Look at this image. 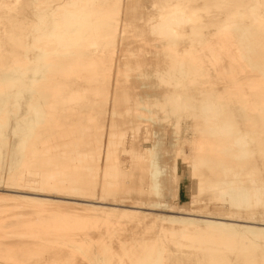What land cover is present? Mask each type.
I'll list each match as a JSON object with an SVG mask.
<instances>
[{
	"label": "rangeland",
	"instance_id": "rangeland-1",
	"mask_svg": "<svg viewBox=\"0 0 264 264\" xmlns=\"http://www.w3.org/2000/svg\"><path fill=\"white\" fill-rule=\"evenodd\" d=\"M25 3L18 10L16 21L6 26L11 39L3 43L7 49L0 51L1 63H17L15 70L0 69V161L8 159L12 165L9 171L1 170L7 174L0 175V194L6 196L0 199V244L5 241L0 245V264L172 263L168 257L159 259L153 250L161 247L158 244L162 243V233L169 239H177L168 234V221L159 219L160 214H169L160 207L139 210L103 204L52 187L72 176L76 168L83 174L87 166L93 167L92 158L103 156L101 141L107 137L109 197H141L165 205H191L200 216H215L217 209L243 213L264 210V22L256 23L247 15V21L240 18L238 22H244L233 27L239 29L236 34L228 26L217 32L218 37L216 33L202 40L200 35L201 43H195L193 54L180 55L186 65L201 62L203 67L195 73L187 70V79L183 73V79L189 82L181 85L187 89L177 85L174 91L181 88L185 99L191 94L196 96L195 90L203 88V94L198 95L203 96L205 103L209 102L206 111L205 107L202 110L196 106L194 110L189 104L180 106V101H176L178 107L174 108L163 101V82L147 67L156 44L153 40H142L141 36H150L148 26L144 23L123 26L120 11L113 18L117 26L111 34L109 0H25ZM260 7L258 12L264 14V5ZM135 10L130 11L129 18H136V13L141 12ZM186 22L193 25L196 20ZM243 26L249 27L250 37ZM128 28H132L130 32ZM143 32L146 33L142 35ZM240 36V46L235 45ZM207 38L216 39L215 43ZM81 40L95 42L81 47ZM174 41L177 47L182 38L175 37ZM212 43L218 44L211 47ZM112 57L121 60L123 57L131 63L117 69L118 64L116 68L109 66ZM62 60L68 61L64 67ZM21 61L25 62L18 67ZM48 64L51 66L47 70ZM92 74L101 84H86ZM62 78L71 84L56 85ZM18 90L26 91L25 100ZM208 90L210 93L206 94ZM185 91L190 94L184 96ZM211 96L215 98L213 101ZM210 107L217 109L216 113L210 112ZM192 110L197 113L195 117ZM199 112L205 114V119ZM222 119L229 120L231 132L224 129L222 133ZM238 134L246 137L245 148L250 153L245 157L238 156V147H230L229 140ZM3 166L0 162V168ZM192 178L198 182L196 189ZM227 182L245 185L247 201L239 196V204L232 207L229 202L217 199L216 192L219 188L225 190L222 187ZM256 184L261 189L257 196L253 193ZM203 185L205 189H201ZM139 186L149 187L150 194L138 195ZM193 191L199 200L192 205ZM225 198L228 196L221 197ZM120 209L156 215L132 218L113 213ZM34 239L44 244H31ZM201 239L197 244L216 245ZM180 241L183 245L192 242ZM217 246L224 249L222 254L226 256H207L179 264H264V259L253 262L239 259L264 250V244L254 247L237 243L228 249L224 244ZM18 248L23 249L22 253Z\"/></svg>",
	"mask_w": 264,
	"mask_h": 264
},
{
	"label": "bare ground",
	"instance_id": "bare-ground-1",
	"mask_svg": "<svg viewBox=\"0 0 264 264\" xmlns=\"http://www.w3.org/2000/svg\"><path fill=\"white\" fill-rule=\"evenodd\" d=\"M261 4L264 5V0H109L110 33L113 34V32L116 30L117 23L114 22L115 20H113V18L115 16V14H119L120 11H121V15H122V16L120 15L121 16L120 19L123 22L122 23L123 26H128L127 24H130V23H133V24L136 23V25H138V26L140 24L142 25V23H144V25H147L148 26L147 28L144 25L143 26L146 28V30L148 29L147 34H149V32H150L149 35L151 36V38H149L150 37L149 35H148L149 37L141 36L142 40H145V41L153 40L156 43L154 49H152L153 57L150 58L149 60H147L148 61L147 67L151 68L153 74L158 76L159 79L163 82L162 86L165 89V91L162 90L163 92H165L164 95L162 96V98L164 99L163 101L166 104L172 105L174 108H175V106H177V105H175L176 101H180L181 102L180 106L184 107V106L190 105L191 109H194V107L197 106V109H198V107H201V109L203 110L202 107H205V106L209 107V102H208V104L205 103L204 99L202 98L203 96L198 95V93L199 94L202 93L203 88L201 89L198 87L199 89L195 90L196 94H197L196 96L191 94L188 98H185V99L182 97V95H183L182 91L183 90L181 88H180V90L178 89L180 86L181 87L183 86L181 84H184V82H185V84H187L189 82L188 80L186 82L185 79H183V76H184L183 73L184 74H185V72L187 73V70L189 71V73H195V71H198L199 69H201L203 67V65L201 64V62H199V63L191 62L190 64L188 63L189 65L187 64L188 65L187 66L186 61L180 55L183 53L187 54V55L191 53L190 55H192L193 53H192L191 49L193 48V46L196 45L197 43H198V45H199V43H201V40L199 37L200 35H201V37H203L202 38V40H203L206 37H212V35L216 34L219 31H222L226 27L229 28L228 26H231L232 30L235 31L236 30L235 28H237V27H235L234 29H233V27L239 26L240 23H243L244 21H240V22H238V21L240 20V18H243V20H246L245 16H247V15L252 21H254L256 23H263L264 22V14H262L261 12H258V10H257L258 8H262V7H260ZM25 6H26L25 0H0V51L7 49L5 47V45H3V43H5L6 40L11 39V36L9 35L10 31L7 30L6 26L7 25L9 26L12 22L16 21L18 10H20L22 7H25ZM135 9H137V12L139 11L138 9H140L141 12L139 11L138 13H136L138 15L137 17L135 16L136 18H133V19L129 18L130 11L135 10ZM124 10H127L128 12L124 13ZM139 13H140V15H139ZM131 14H132V12H131ZM48 16L49 15H47L46 17H48ZM131 16L132 15H130V17ZM190 19L196 20V23L191 25L188 22H186ZM199 19H200V21H199ZM183 23H185V25H183ZM186 24H188V25H186ZM1 25H3V26H1ZM151 25H152V28H153V26H155L158 29V31H156V32L154 31V30H156V28H154V29L150 28L149 26H151ZM189 25H191V26H189ZM252 25H254V24L252 23ZM256 25H258V24H256ZM138 26H137V30H135L136 32L139 29ZM185 26H187V27H185ZM149 28L152 30V32H155V33H152ZM243 28H244V26H243ZM257 28H259V26ZM129 29H132V28H128V32H130ZM245 29H247V27L244 28V31L246 32ZM248 29H249V27H248ZM140 30H142V29H140ZM232 30L229 29V33H230V31L232 33ZM227 31H225V32H227ZM236 31H239V29ZM236 31L234 32L235 34H236ZM255 31H257V30H255ZM145 33L146 32H143L142 35ZM157 33L160 34V36ZM242 33H240V34L237 33V35H241ZM155 34H157V36H159V38ZM137 35L138 34H136V36ZM248 35H249V30H248ZM136 36H134V37L136 38ZM139 36H137V38H141ZM218 36H219V34L216 35V37H218ZM241 36L239 37V39H241ZM154 37H157V38L155 39ZM175 37L182 38V42H180L181 44L178 45L177 47H176L177 43L174 41ZM249 37H250V35H249ZM235 38L237 39L238 37H235ZM157 39H159V40H157ZM183 39L186 42L183 41ZM207 39H208L207 41L212 40L209 38H207ZM236 39L234 41H236ZM239 39H237V42ZM245 39H246V37H245ZM138 40H140V39H138ZM215 40H212V41L215 43ZM220 40L221 39H219V41ZM225 40H226V38H225ZM232 41H231V43H232ZM240 41H242V39L239 40L238 44L236 42H233V44L236 43L235 45L240 46L239 45V44H241ZM94 42H95L94 40H92V41L88 40L85 42L83 40H81L80 46L84 47L88 44H93ZM182 43H183V45H182ZM214 43H212L211 47L213 46ZM221 43H222V41H221ZM243 43H244V41H243ZM216 44H218V43H216ZM262 45L264 46V44H262ZM250 46H252V45L250 44ZM199 47L200 46H198V50H200ZM211 47H210V49H212ZM230 48H232V45ZM236 48L237 47H235V49ZM239 48H240L239 52L241 54V52L243 51V50L241 51V48H244V46L239 47ZM212 51H213V49H212ZM219 52H221V51H219ZM225 52L223 50L222 53L225 54ZM198 53H200V52H198ZM234 53H236V52H234ZM248 53H249V51H248ZM50 54H48V56H50ZM220 54L221 53H219V55ZM261 54H263V53H261ZM212 55L215 56L216 54L215 55L212 54ZM220 56H222V54ZM145 57H146V55H145ZM119 59H120V57H118V58L112 57V59H109V66L115 67L116 64L119 65V63L117 62V61H119ZM120 61H122V63L119 66L118 65L116 66L117 69H123L126 65H129L131 63L130 60H127L123 57H122V60L120 59ZM24 62L25 61H21L18 64V67L21 66ZM135 62L139 64L138 59H136ZM67 64H68L67 60H62V66L63 67L66 66ZM49 66H51V64L47 65V70H48ZM16 67H17V63L14 64V61L12 63H8L6 65H4L3 63L0 64V69H4V70H7V69L15 70ZM22 68H23V66H22ZM187 76L188 75H186V79L188 78ZM83 77H84L83 79H85L86 75H84ZM88 77H90V76H88ZM79 78H81V77H79ZM92 79H89L88 82L86 81L87 82L86 84H88L89 82H91V83L94 82L97 85L101 84L97 80L95 75H93ZM56 82H57L56 85L60 84L63 86H68L71 84L70 82H66L65 79H63V78L59 81H56ZM72 83H74V82H72ZM177 85H180V86H178L177 91H174V90H176L175 87H177ZM159 86H161V84ZM184 87H187V86L184 85ZM184 87H182V88L184 89ZM186 89L187 88H185L184 90H186ZM210 90H208V92H206V94L207 93L209 94ZM25 92H26L25 90H18L20 97H22L24 100L28 96V94H26ZM189 92H190V90H189ZM187 93L188 92H186V95L184 94V96H187L190 94V93L189 94H187ZM213 96H214V94H213ZM209 97H210V95H209ZM216 97H218V96H216ZM219 97H220V94H219ZM215 98H213L211 96L210 99H212V101H213V99H215ZM154 99H156V98H154ZM154 101H156V100H154ZM177 104H179V103H177ZM206 107H205V109H206ZM210 109H211V107H210ZM214 110L215 109H213V110L211 109L210 112L211 111L214 112ZM216 110H215V113H216ZM206 111H208V110L206 109ZM213 112H212V114H213ZM261 112L263 113L262 110H261ZM18 113H20V111L17 112V114H16L17 116H18ZM204 113H200V115L201 116L203 115L202 117H204V119H205ZM208 113H206L207 116H209ZM194 114H197V113L196 112L193 113V110H192V116ZM193 117H195V116H193ZM209 119H210V116H209ZM211 121H213V120H211ZM221 122L223 123V126H224V128L222 127V133L224 132L223 131L224 129L226 130V133L231 132L230 128H229L230 127L229 126L230 125L229 120L228 119H222ZM210 125H211V123H210ZM214 125H213V127H215ZM216 127H218V126H216ZM208 129H209V127H208ZM214 130H216V129H214ZM244 138H246L245 134L233 135V139L229 140V143H230V147L235 145L236 147H238V149H240L238 156H244L245 157L250 152H248V150L245 148L246 141L244 140ZM101 142H102L101 153L103 156L97 155V157L92 158V160H94L93 167H91V165L87 166L86 169L84 170L83 174L81 172L79 173V169L76 168L74 170L72 176L66 177L64 179V181H62L60 183L52 184V187L56 190L67 189L68 192H74V193H78V194L82 195V197L84 199H87L90 201L94 200L96 202H100L103 204H115V205H119L121 207L127 206V207H131L134 209H139V210H156L157 207H160L162 209V211L169 213V214H160L159 219H164V220L168 221V223L170 225L168 234L175 235L177 239H169V237H166V233H162V235L160 237L162 243L158 244L161 247H158V248L154 247V249H153V250H155L154 254L156 256H158L159 259L163 258V257H165V258L168 257L173 264H179V263H184V262L190 261V260H196L198 258H204L207 256H208L207 258H210V257H214V258L220 257L221 258V257L226 256V255L222 254L224 252V249H220V247L217 246L218 244H224L227 247L226 249H228V247L230 245L232 246V245L237 244V243H243L246 246L250 245V246H254V247L257 245H260V244H264V210H256V211L249 210V211L243 213L241 211L237 212V211H230V210L225 211V210L217 209V211L215 212L216 215L214 214L215 216H211L210 214L200 216L201 214H195L197 210H195V208L191 205L187 206L188 207L187 208V207H182V206H178V205H170V204L165 205V203L160 204V201L159 202L150 201V200L142 199L141 197H134L132 199H126L123 197H119V198L109 197V179H108V176H109V137L104 138ZM97 147H98V145H96V148ZM6 153L7 154L9 153L8 150L6 151ZM0 162L2 165H4L2 168H0V175L2 176V175H5L7 173H5L4 171L1 172V170L9 171L11 169L12 165L10 164V160H8V159H3ZM6 165H8V166L6 167ZM192 179H193L192 182H193L195 189H196L198 182L196 179H194V178H192ZM72 181L74 182V184H70V182H72ZM215 185H217V184H209V187L215 186ZM259 186L260 185L256 184L253 187V193L256 196L260 195V193H261V189L259 188ZM245 187H246L245 185L239 186L237 184H231V183L227 182L226 187H222V188H225V190H222L221 188H219V190L216 192L215 195H216V197H218L217 199L225 200V201L229 202V204L232 205V207L237 206L239 204V202L237 201V198L239 196L242 197L243 201H247L246 197L248 196V191H246ZM201 189H205V186L203 185V187ZM150 192H151V190L149 187L145 188L143 186H139L136 189V193L138 195L150 194ZM219 194L221 195L220 197L217 196ZM223 195H227L228 198L221 199V197ZM48 196H50V195H48ZM4 198H6V196L0 194V199H4ZM191 199H192V205L194 202L199 200L197 195L194 194V191L192 193ZM257 201H259L258 198H257ZM113 213L124 214L127 217H132V218L134 216L145 218L149 215H153L152 217L155 218L154 215H156V214H153L150 212L130 211V210H123V209L115 210V211H113ZM142 214H143V216H141ZM190 215H198L199 217H204V218H198V217H192V216L190 217ZM216 219L228 220V221H218ZM230 221H234V223H231ZM43 238H45V237H43ZM201 238H204V240L209 241L211 243H215L216 245L213 244V245H209V246H203L204 244H202V243H200L202 245L197 244L198 243L197 240L199 239L198 241H200ZM180 239H187V240L189 239V241H192V242H189L188 245H183L181 243ZM38 240H41V239H38ZM201 240H203V239H201ZM193 241L195 243H193ZM30 242H31V244H44L41 242L39 243L35 239L31 240ZM4 243H5V241H4ZM4 243H2V244H4ZM20 243H23V242H20ZM211 243H209V244H211ZM2 244H0V245H2ZM13 244H16V243H13ZM17 244H19V242ZM24 244H27V243H24ZM16 245H15V248L17 250L18 246H16ZM205 245H207V242ZM21 248H23V247H21ZM18 249L22 253L23 249L27 250L29 248L25 247L23 249H20V248H18ZM21 253L18 252V254H21ZM239 259L242 262H248V261L253 262V261H256L259 259H264V250L257 251L256 253L251 254L249 257H246V256L239 257ZM42 262H44V261H42ZM46 262H45V264H46ZM40 264H42V263H40Z\"/></svg>",
	"mask_w": 264,
	"mask_h": 264
},
{
	"label": "crops",
	"instance_id": "crops-1",
	"mask_svg": "<svg viewBox=\"0 0 264 264\" xmlns=\"http://www.w3.org/2000/svg\"><path fill=\"white\" fill-rule=\"evenodd\" d=\"M178 193H179V188H178ZM178 193H177V196H178Z\"/></svg>",
	"mask_w": 264,
	"mask_h": 264
}]
</instances>
